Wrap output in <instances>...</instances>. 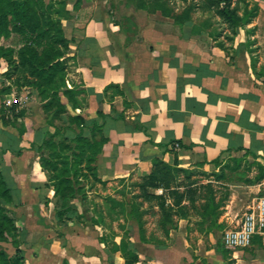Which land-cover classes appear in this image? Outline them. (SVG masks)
I'll list each match as a JSON object with an SVG mask.
<instances>
[{
    "label": "crops",
    "instance_id": "crops-1",
    "mask_svg": "<svg viewBox=\"0 0 264 264\" xmlns=\"http://www.w3.org/2000/svg\"><path fill=\"white\" fill-rule=\"evenodd\" d=\"M64 2L60 22L70 58L65 82L84 97L71 112L84 122L82 137L91 138L93 122L101 125L106 142L94 163L101 183L89 175L88 200L80 199L59 221L54 188L38 158L49 130L41 118L43 102L36 90L24 89L21 94H31L25 132L0 124L10 146L3 173L24 232L23 264H129L121 243L136 257L130 264H264L257 240L234 250L221 242V250L210 231L194 227L191 209L163 228L157 201L134 199L156 160L190 171V180L204 177L191 185L196 188L212 183L228 162L264 159V0H230L235 18L243 20L237 25L218 13L223 3L214 7L210 0ZM75 131L67 132L69 138ZM119 190L131 200H120L124 211L115 218L121 228L109 229L114 214L105 198L115 199ZM148 192L173 205L161 188ZM246 195L224 201L217 219L224 225L221 235L259 197ZM134 204L137 211H130ZM101 209L103 220L94 223ZM7 253L16 254L12 248Z\"/></svg>",
    "mask_w": 264,
    "mask_h": 264
},
{
    "label": "trees",
    "instance_id": "trees-1",
    "mask_svg": "<svg viewBox=\"0 0 264 264\" xmlns=\"http://www.w3.org/2000/svg\"><path fill=\"white\" fill-rule=\"evenodd\" d=\"M229 2L230 0H210V4L214 7H219L220 3H223L218 13L229 19L233 25H237L243 20L235 18V9H230ZM64 14V0H48V2L45 0H0V38H8L13 33L21 36V47L18 50L0 47V58H3L7 65V71L2 75L11 80L9 86L0 92L1 96L10 94L13 90L18 92L23 87L34 89L45 101L42 103V110L47 111L46 114L49 112V106L60 95L65 97L71 111L82 106L84 102V97L80 96L82 92L67 88L65 82L70 58L65 57L68 43L64 38L60 22ZM0 122L3 125L8 124L3 116L0 117ZM46 123L49 130L44 133L38 150L47 146L52 152L43 155L39 163L41 168L49 173V182L54 188L56 198L55 212L61 222L65 213L74 210L73 205H68L67 201L77 193L84 198L83 186L79 180L87 179L90 175L95 182H100L97 179L94 163L106 139L100 131L101 125L98 122L92 123L91 138L82 137L81 130L84 122L80 116L72 113L68 116V122L62 127L49 121L48 115ZM76 129L78 131H75V136L69 138L67 132ZM0 140L3 142V152L10 148L5 138L0 137ZM260 169L264 170L261 166ZM180 176L183 177L180 179ZM190 176L191 172L188 170L156 160L150 172L139 184L140 196L136 195L134 199L141 197L145 201H157L161 214L160 226L163 228L166 223L173 222V215L187 217L190 209L194 216L201 218L200 222L194 224L199 231L201 227L206 232L214 227L220 228L221 225L217 224V219L222 213L221 207L224 201L221 199L216 201V191L211 183L192 188L191 185L196 181L190 180ZM262 177L261 175L256 179L261 180ZM7 182V177L1 169L0 203L11 204L12 193ZM181 186L185 187L183 191H179ZM151 188H161L166 191L168 196L173 198V205L166 204V196L149 193L148 190ZM105 199V202H108L107 211L111 214L118 212L121 214L124 211L123 201H117L112 197ZM184 200L189 202L188 206L181 205ZM198 200L202 202L197 205ZM136 206L137 204H134L130 211H137ZM116 208L118 210H115ZM97 213L98 220L94 223L103 220V210ZM3 217L2 223L0 222V241H5L3 234L12 235L15 232L11 220ZM254 240L260 243L258 238ZM13 243L16 257L11 259L0 251V264H23L19 246L15 241ZM118 248L119 246H113L114 251ZM120 250L127 263L136 261V257L126 251L125 244L121 243Z\"/></svg>",
    "mask_w": 264,
    "mask_h": 264
},
{
    "label": "rangeland",
    "instance_id": "rangeland-1",
    "mask_svg": "<svg viewBox=\"0 0 264 264\" xmlns=\"http://www.w3.org/2000/svg\"><path fill=\"white\" fill-rule=\"evenodd\" d=\"M45 2H48V0H45ZM0 47L13 48L15 50H18V48L21 47V36L13 33L8 38H3V37L0 38ZM68 69L70 70V66ZM6 71H7L6 62L3 60V58H0V92L3 89L7 88V86H9L11 82L10 79H6L2 75ZM24 89L26 88L23 87L18 91V94H13L14 97H10L9 94L1 96V93H0V117L3 116V118L8 122V124L4 126L14 125L15 127L18 128V131L21 133L25 132L24 121H25V117H27V114H28L29 96L31 95V94L27 95L26 93L21 94V92ZM13 91H16V90H13ZM13 91L11 93H13ZM34 97L37 99L39 104L42 102H45L37 93H35ZM63 99H64V102L62 101ZM66 102L67 101L65 97H63L62 95L58 96V98H56L52 102V105L49 106L48 108L49 112L47 114H46L47 111L42 110L41 118L47 119V115H48L49 121H51L53 124H56L57 126L62 127L64 124L68 122V116L72 113L69 108V105H67ZM13 106H15V108H13ZM12 109H15V110H12ZM63 110L65 112H62ZM57 113L59 114L57 115ZM0 124L2 123L0 122ZM51 131H53V129ZM0 136L4 139L2 135ZM54 140H57V139H54ZM2 145H3V142H1L0 140V170L5 169L3 154L9 152L8 148L3 152ZM51 152L52 150L48 149L47 146L43 147L42 150L40 151L38 150V158L40 159L43 155H47ZM260 166L264 169V159L263 158L257 159L254 157H248L245 159H239V161H231V162L226 163L223 169H221L220 171L216 173V175L213 177L214 181L211 183V185H215L218 189L216 190L215 197H218L222 201H227L229 199V195H235L237 197V196H240L241 194H247L246 196H249V199L255 196H264V170H261ZM261 175L263 176L262 179L257 180L256 178ZM196 179L203 181V182L206 181V179L201 176H197ZM86 180H89V178ZM79 181L81 183V186H83L84 198H81L79 193L74 194V197L70 198L67 201L68 205L72 204L73 206H75L74 204L80 203V199H82V201L88 200L87 193L85 192L86 190L85 186L86 185L89 186L91 183H89L88 181H85L84 178L80 179ZM114 197L115 199L117 198L116 200L118 201L123 200L127 202L131 200V197H128L127 194L122 195L120 190L118 193L114 195ZM55 200H53L54 211H55ZM224 205H225V202L223 203V206ZM13 208H14L13 204H5L2 202L0 203V222L2 223L3 218H4L3 216H5L6 218L11 220L12 224L15 227V232L12 235L10 233H7L5 235L3 234L2 236L5 237V241H0V251L4 252L8 257L9 255L7 252L11 248L14 249V252H15V244L13 242L15 241L20 249L23 238H24V232L20 224L21 223L20 216L15 213ZM115 210H118V208H116ZM119 214L120 213L118 212V213H115L114 216H109L111 217V220L108 224L109 229H112V228L120 229L121 228L120 221L117 218H115V216H118L119 218ZM47 216H48V210H47ZM194 219H195L194 224L200 222L201 220L199 216H195ZM205 226H207V224ZM201 228L203 229V227ZM223 228H224V225H221L220 228L214 227L212 230H210V232L213 235V239H211V240H214L213 244L216 245L215 246L216 248H220L221 250H222V247H221V233L220 232L221 230H223ZM202 229L201 231L204 230ZM211 242L212 241L208 239L207 243L211 244ZM15 257L16 255H12L10 258L14 259Z\"/></svg>",
    "mask_w": 264,
    "mask_h": 264
},
{
    "label": "built area",
    "instance_id": "built-area-1",
    "mask_svg": "<svg viewBox=\"0 0 264 264\" xmlns=\"http://www.w3.org/2000/svg\"><path fill=\"white\" fill-rule=\"evenodd\" d=\"M178 147V144H175ZM258 238L264 248V196L253 199L234 228L225 229L221 242L225 249H244Z\"/></svg>",
    "mask_w": 264,
    "mask_h": 264
}]
</instances>
